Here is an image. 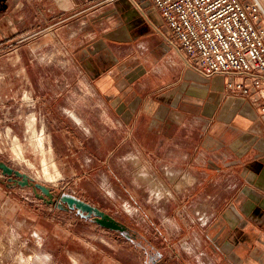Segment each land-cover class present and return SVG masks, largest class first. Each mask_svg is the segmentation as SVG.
Returning <instances> with one entry per match:
<instances>
[{"label": "rangeland", "instance_id": "rangeland-1", "mask_svg": "<svg viewBox=\"0 0 264 264\" xmlns=\"http://www.w3.org/2000/svg\"><path fill=\"white\" fill-rule=\"evenodd\" d=\"M15 11L0 0V264H180L203 252L211 212L187 196L194 181L113 148L111 118L45 56L46 25L30 6Z\"/></svg>", "mask_w": 264, "mask_h": 264}, {"label": "crops", "instance_id": "crops-1", "mask_svg": "<svg viewBox=\"0 0 264 264\" xmlns=\"http://www.w3.org/2000/svg\"><path fill=\"white\" fill-rule=\"evenodd\" d=\"M8 1L14 13L30 6L46 25L45 56L63 71L75 70L94 105L111 118L122 133L113 148L173 165L179 178L194 181L188 197L207 198L206 249L188 258L177 254L176 261L264 264V112L253 101L262 91L243 95L228 89L236 77L199 71L170 43L152 0Z\"/></svg>", "mask_w": 264, "mask_h": 264}, {"label": "built area", "instance_id": "built-area-1", "mask_svg": "<svg viewBox=\"0 0 264 264\" xmlns=\"http://www.w3.org/2000/svg\"><path fill=\"white\" fill-rule=\"evenodd\" d=\"M152 2L170 31L173 46L181 48L205 75L236 77L228 82V89L243 95L261 90L262 98L256 96L253 101L264 112V0Z\"/></svg>", "mask_w": 264, "mask_h": 264}, {"label": "bare ground", "instance_id": "bare-ground-1", "mask_svg": "<svg viewBox=\"0 0 264 264\" xmlns=\"http://www.w3.org/2000/svg\"><path fill=\"white\" fill-rule=\"evenodd\" d=\"M69 115H71V117L74 119V121H76L77 123H80L79 117H77L74 113L70 112ZM28 123L30 124V126H33V123H34V117L33 116H30Z\"/></svg>", "mask_w": 264, "mask_h": 264}]
</instances>
